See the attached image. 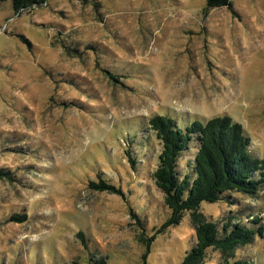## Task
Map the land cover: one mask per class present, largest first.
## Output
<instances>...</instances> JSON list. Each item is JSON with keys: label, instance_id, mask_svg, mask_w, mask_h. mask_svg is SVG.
I'll use <instances>...</instances> for the list:
<instances>
[{"label": "rangeland", "instance_id": "obj_1", "mask_svg": "<svg viewBox=\"0 0 264 264\" xmlns=\"http://www.w3.org/2000/svg\"><path fill=\"white\" fill-rule=\"evenodd\" d=\"M14 3L0 0V264H179L194 225L185 211L157 233L169 209L151 178L161 143L148 121L227 116L264 159V0ZM99 179L123 196L92 189ZM199 212L219 228L230 216L264 223V184ZM234 255L264 264V242ZM222 263L211 247L200 264Z\"/></svg>", "mask_w": 264, "mask_h": 264}, {"label": "trees", "instance_id": "obj_2", "mask_svg": "<svg viewBox=\"0 0 264 264\" xmlns=\"http://www.w3.org/2000/svg\"><path fill=\"white\" fill-rule=\"evenodd\" d=\"M36 1L15 0L14 8L18 10ZM220 7L231 9V0H206L204 10ZM148 124L161 143L151 178L163 195L164 206L169 209V215L157 233L178 224L185 211L190 213L194 225L195 242L179 264L202 263L207 249L211 247L222 255V264H250L246 259L235 257L234 253L240 246L251 243L256 236L264 242L261 218L255 217L246 224L241 220L232 221L234 217L230 216L219 228L216 222L205 220L199 212L202 202H217L229 192L255 195L264 184V159L249 151V139L241 125L223 116L204 122L194 120L183 128L167 115L152 117ZM192 142L196 144L194 158L190 167L181 172L177 169L178 159L183 152L191 150ZM128 158L133 165V159ZM90 187L123 196L120 189L103 179L91 182ZM130 214L139 226L138 215L133 211ZM11 218L22 222L26 215L16 213ZM78 236L84 242L83 233L79 232ZM154 237L153 234L145 241L147 247ZM141 240L145 239L141 237Z\"/></svg>", "mask_w": 264, "mask_h": 264}]
</instances>
